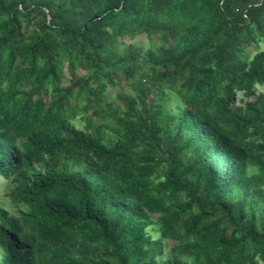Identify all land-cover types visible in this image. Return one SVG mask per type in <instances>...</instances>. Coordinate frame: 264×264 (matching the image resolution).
<instances>
[{"label":"trees","instance_id":"trees-1","mask_svg":"<svg viewBox=\"0 0 264 264\" xmlns=\"http://www.w3.org/2000/svg\"><path fill=\"white\" fill-rule=\"evenodd\" d=\"M262 42L264 0H0V264H264Z\"/></svg>","mask_w":264,"mask_h":264},{"label":"rangeland","instance_id":"rangeland-1","mask_svg":"<svg viewBox=\"0 0 264 264\" xmlns=\"http://www.w3.org/2000/svg\"><path fill=\"white\" fill-rule=\"evenodd\" d=\"M126 41H129V39H125ZM156 40L155 36L148 37L145 34H139L136 35L131 41L136 42L140 45H142L144 48L152 45L154 41ZM261 48H264V42L260 43ZM68 74L66 71L64 72V77H63V84H68ZM117 90H123L126 92H132L131 87L128 84L127 81H125L122 77H119L117 79V83L114 87H108L107 89V96H106V101L113 102L114 104L116 103L115 99V92ZM2 180H0L1 182ZM1 187V186H0ZM0 203L4 205V207L12 210V203L10 200H8L7 196L5 195V189L3 187L0 188ZM168 252V246L166 247L165 253Z\"/></svg>","mask_w":264,"mask_h":264}]
</instances>
